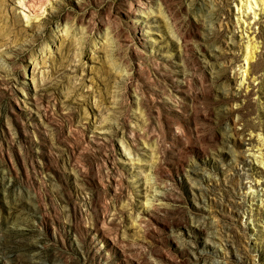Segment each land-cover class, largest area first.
Returning <instances> with one entry per match:
<instances>
[{"label": "rangeland", "instance_id": "rangeland-1", "mask_svg": "<svg viewBox=\"0 0 264 264\" xmlns=\"http://www.w3.org/2000/svg\"><path fill=\"white\" fill-rule=\"evenodd\" d=\"M0 264H264V0H0Z\"/></svg>", "mask_w": 264, "mask_h": 264}]
</instances>
